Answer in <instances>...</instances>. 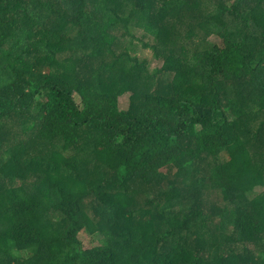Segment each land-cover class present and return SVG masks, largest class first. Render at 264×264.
Here are the masks:
<instances>
[{
    "label": "trees",
    "instance_id": "16d2710c",
    "mask_svg": "<svg viewBox=\"0 0 264 264\" xmlns=\"http://www.w3.org/2000/svg\"><path fill=\"white\" fill-rule=\"evenodd\" d=\"M138 1L0 0V264H264V0Z\"/></svg>",
    "mask_w": 264,
    "mask_h": 264
},
{
    "label": "rangeland",
    "instance_id": "374dc122",
    "mask_svg": "<svg viewBox=\"0 0 264 264\" xmlns=\"http://www.w3.org/2000/svg\"><path fill=\"white\" fill-rule=\"evenodd\" d=\"M142 1L143 0L138 1L139 2L138 6H140V4L142 5ZM157 1L159 2V0H154V3H156ZM157 6H158V3H157ZM191 15L195 16L196 18L199 17L198 12H193ZM177 28L179 29V31L170 32V35L164 41L156 40L154 37H151L149 35L144 36V39L142 41H140V39H138V38H142L141 36L144 34V32H143V30L139 29V27L136 25L135 22L132 23L131 31L135 34V36L138 39V40H134V46H135L134 50H135V52H137L139 57H141V58H143V57L147 58L148 57L150 59V64H149V71L150 72H152L156 67H159L162 62L160 60H157L152 55L151 49L144 48V46H143L144 43L150 42V44H152V45H153V43H159L156 48H158V50L160 51V54H162V53L163 54L164 53L165 54L174 53V54H177L178 56H181L183 53V50H184V48L180 42L181 34H184L187 31V27L184 24H182V25L178 24ZM131 40H133V39H131L130 36H127V38L124 39V41H122V42L126 43V45H128L131 42ZM206 40H208L210 43H213V44L223 45L222 38H220L217 35L208 36L206 38ZM90 66H91V64H90ZM90 70H91V68H90ZM128 105H129V97L127 95V96H124L120 99V107L122 109H127ZM258 145L261 149L259 151L261 152L263 159H264V136H263L260 144H258ZM260 161H264V160H260ZM205 167L208 169L210 168L208 164H205ZM165 187H166L165 180L162 184H160L154 188H149V187L139 185L137 187V191H138L139 195L136 198V200L139 203L144 204L147 200H149L151 198L152 193H155L156 190H159V189L163 190V189H165ZM259 191H262V189L258 188L257 192H259ZM255 195L256 194H253V196H255ZM210 200H213V198L211 197ZM211 227H212L213 234H211L210 237L213 239H216L215 242L217 244L221 245V247H220L221 251H224L223 249H225L227 247L234 246L233 243L225 242L221 238L218 237L220 228H218L217 224L211 223ZM228 230H232V227H228ZM209 234H210V232L208 233V235ZM80 239L82 242L83 249H89L91 247L98 246L101 244V240L98 237L91 236L86 232L82 233V235L80 236ZM205 243L207 244L208 241H206ZM253 246H254V244L249 245L250 248H254ZM205 250H207V248H205L203 250V252H205ZM255 255H256L255 257L258 256L257 251L255 252Z\"/></svg>",
    "mask_w": 264,
    "mask_h": 264
}]
</instances>
